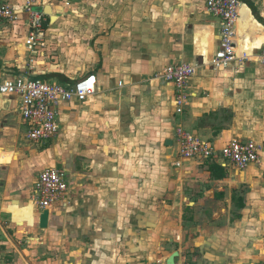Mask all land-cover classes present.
Returning a JSON list of instances; mask_svg holds the SVG:
<instances>
[{
    "label": "crops",
    "instance_id": "0c3cea01",
    "mask_svg": "<svg viewBox=\"0 0 264 264\" xmlns=\"http://www.w3.org/2000/svg\"><path fill=\"white\" fill-rule=\"evenodd\" d=\"M0 1L21 11L28 0ZM43 2L36 10L48 19V45L33 63L27 17L0 24V78L73 85L95 75L97 93L61 104L58 138L29 141L45 148L29 153L18 146L28 131L19 98L0 96V264H168L174 253L176 264H264V67L209 65L221 24L200 0ZM91 11L104 15L89 21ZM240 14L237 52L253 56L264 48V24L246 4ZM180 62L198 65L182 113L174 87L153 80ZM179 126L217 147L253 141L260 162L243 171L195 160L178 167ZM7 153L17 160L5 163ZM51 167L68 173L72 197L42 230L24 185Z\"/></svg>",
    "mask_w": 264,
    "mask_h": 264
},
{
    "label": "built area",
    "instance_id": "2783aa9c",
    "mask_svg": "<svg viewBox=\"0 0 264 264\" xmlns=\"http://www.w3.org/2000/svg\"><path fill=\"white\" fill-rule=\"evenodd\" d=\"M46 3H64L70 6L72 0H44ZM207 11L221 24L220 48L209 65L216 70L225 71L237 62L250 59L264 67V48L253 56L246 52L238 55V21L240 19V0H200ZM39 0H28L23 10L18 11L0 1V24L15 23L19 15L27 17L28 37L26 47L33 63L48 45L45 26L46 14L36 10ZM198 65L187 62L167 65L153 80L172 85L175 89L174 104L177 112L182 113L190 98L188 86L196 75ZM122 86V84H120ZM97 93V77L86 76L73 85L48 83L29 75L15 78H0V96L17 97L20 100L21 117L28 125L27 139L35 144H47L58 138L61 127L59 107L61 104L77 100L89 102ZM175 165L180 167L186 160L211 162L228 169L238 171L260 162L261 148L253 141L232 139L226 145L217 147L213 142L194 134L182 126L176 129ZM72 192L68 173L58 167L45 169L39 174L32 194V203L39 216L45 211L50 214L58 206H67L71 202Z\"/></svg>",
    "mask_w": 264,
    "mask_h": 264
},
{
    "label": "rangeland",
    "instance_id": "374dc122",
    "mask_svg": "<svg viewBox=\"0 0 264 264\" xmlns=\"http://www.w3.org/2000/svg\"><path fill=\"white\" fill-rule=\"evenodd\" d=\"M251 1V3L254 5V7H255V9H256V12L259 14V15H261V17L262 18H264V0H250ZM97 2V1H96ZM99 15H104V14H102V13H97V12H89L88 14L86 13V18L89 20V21H95V20H97V18H98V16ZM96 32H97V30H95ZM12 116V115H11ZM7 121L6 122H8V120L10 119V117L9 116H7ZM26 141L27 142H29L28 141V139L26 138ZM54 141V140H53ZM53 141H50L49 143H47V144H51V143H53ZM244 141H247V140H244ZM27 142H25V141H23V139L21 140V138L18 140V146H19V149H21L20 151L21 152H27V153H29V149L30 148H32V149H35V148H37V150L39 151V152H42V151H44V149L45 148H42V147H39V146H36V147H30L31 145H29V144H32V143H27ZM14 143L15 142H13V141H11V140H6V141H4V145L7 147V148H13V146H14ZM2 150H0V152H1ZM4 154H5V152H3V153H0V160H1V163L0 164H3V162H4ZM154 155V154H153ZM167 158H168V156H167ZM7 161L5 162V163H7V164H11L13 161H15V160H17V156L15 155V154H13V153H7ZM163 159V163L165 162L166 163V161H164V160H171V158H168V159H166V158H162ZM151 160H153V157H151ZM156 161H157V159H155ZM3 161V162H2ZM155 164L156 163H154V164H152V167L153 166H155ZM157 165V164H156ZM40 173H38L37 175H35L33 178H35V177H38V175H39ZM28 178H30V180H29V182L26 184V185H24V190H26V196L28 197V198H30L31 199V190H32V187L34 186L33 184H32V182H33V178L31 179V176L29 175V177ZM37 179V178H36ZM243 195H242V197H244V198H246L247 197V195H248V193H250V189L248 188V189H243V192H241ZM139 197H141V196H139ZM11 207H15V206H11ZM11 207H9L8 209H7V212H8V210L11 208ZM18 207H20V206H18ZM22 207H25V206H22ZM35 209V208H34ZM8 213H10V214H12L11 212H8ZM12 219H13V214H12ZM14 222V221H13ZM15 223V222H14ZM15 224H18V223H15ZM27 224V223H26ZM28 225V224H27ZM19 226H24V225H19ZM251 230H253V228L251 229Z\"/></svg>",
    "mask_w": 264,
    "mask_h": 264
},
{
    "label": "water",
    "instance_id": "95a60500",
    "mask_svg": "<svg viewBox=\"0 0 264 264\" xmlns=\"http://www.w3.org/2000/svg\"><path fill=\"white\" fill-rule=\"evenodd\" d=\"M47 13L51 14L50 7H47ZM169 146L173 145L172 142L168 143ZM49 218H50V213L48 211H45L43 214L39 216V224L40 228L42 230H46L49 225ZM180 256L179 253H174L170 259L168 260V264H176V258Z\"/></svg>",
    "mask_w": 264,
    "mask_h": 264
},
{
    "label": "trees",
    "instance_id": "16d2710c",
    "mask_svg": "<svg viewBox=\"0 0 264 264\" xmlns=\"http://www.w3.org/2000/svg\"><path fill=\"white\" fill-rule=\"evenodd\" d=\"M241 1V3H243V4H246V5H248L249 7H250V9L253 11V14H254V16H255V18L260 22V23H262V24H264V20L259 16V14L256 12V9H255V7H254V5L251 3V1L250 0H240ZM217 165H215V164H212L211 166H210V171L213 173V176L214 177H217L216 176V169H217ZM220 169H224V168H220Z\"/></svg>",
    "mask_w": 264,
    "mask_h": 264
},
{
    "label": "bare ground",
    "instance_id": "6f19581e",
    "mask_svg": "<svg viewBox=\"0 0 264 264\" xmlns=\"http://www.w3.org/2000/svg\"><path fill=\"white\" fill-rule=\"evenodd\" d=\"M237 51H239V49H238ZM30 203H31V206H32L33 208H35V207H34V204H33L32 202H30ZM34 210H35V209H34Z\"/></svg>",
    "mask_w": 264,
    "mask_h": 264
}]
</instances>
